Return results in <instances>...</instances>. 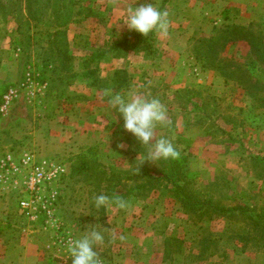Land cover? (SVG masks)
I'll return each mask as SVG.
<instances>
[{"label": "rangeland", "instance_id": "obj_1", "mask_svg": "<svg viewBox=\"0 0 264 264\" xmlns=\"http://www.w3.org/2000/svg\"><path fill=\"white\" fill-rule=\"evenodd\" d=\"M114 1L0 0L13 234L54 264H264V0ZM26 157L63 172L32 191Z\"/></svg>", "mask_w": 264, "mask_h": 264}, {"label": "crops", "instance_id": "obj_2", "mask_svg": "<svg viewBox=\"0 0 264 264\" xmlns=\"http://www.w3.org/2000/svg\"><path fill=\"white\" fill-rule=\"evenodd\" d=\"M182 1L184 0L177 2ZM114 2L117 3V0ZM10 198L9 195L0 192V264H54L49 257L41 256L42 248L22 240V237L20 239L15 237L21 234L20 232L13 234V232L16 233L15 229L19 230L24 217L18 209L12 206ZM23 228L21 230L24 231ZM29 235L31 234L25 236ZM16 251H19L20 254L23 252L24 255L13 256L12 254Z\"/></svg>", "mask_w": 264, "mask_h": 264}, {"label": "built area", "instance_id": "obj_3", "mask_svg": "<svg viewBox=\"0 0 264 264\" xmlns=\"http://www.w3.org/2000/svg\"><path fill=\"white\" fill-rule=\"evenodd\" d=\"M22 86H19L16 89H10L7 94L4 96V101L1 107V110H4L17 96H18V92L20 90ZM6 163H4V165H13L14 162L12 160L11 156H7L6 157ZM31 158L30 157H26L25 159H22V163L25 164V166H32L29 169V174L27 177V184L28 186H30L29 188L32 187V191H34L38 186H40L42 183L50 180L52 177H55L56 174H58L57 172L59 171V173L63 172V169L61 168H54V170H52L51 172H49L50 167H48V165L46 164V162H41V163H31ZM14 170H19L17 167L14 168ZM37 193V191L35 192ZM28 197V198H23L22 200H20V207L23 210L26 211H30L33 209V204L40 200L36 195ZM58 192H51L49 198L44 199L40 205H41V209L46 211L47 213V217L51 218L52 214H51V206H53V203L55 202V200L57 199ZM70 241V240H69ZM68 242V240H67Z\"/></svg>", "mask_w": 264, "mask_h": 264}, {"label": "trees", "instance_id": "obj_4", "mask_svg": "<svg viewBox=\"0 0 264 264\" xmlns=\"http://www.w3.org/2000/svg\"><path fill=\"white\" fill-rule=\"evenodd\" d=\"M128 38H126L124 40V43L126 44L128 42ZM120 46V45H119ZM118 46V44H114L112 49H117L116 51H119L120 50V47ZM264 55V54H262ZM161 175L164 177V179L166 180H170V176L169 174L166 172H161ZM173 185H175L177 191L182 195V198H181V202L186 206V209H192L193 207H196L195 208V211L199 210L197 208V206L199 205L200 203V200H195L192 198V196L188 195L187 192H185L184 190V187L179 185V184H176L174 181L172 182ZM212 208L216 209L217 211H220V212H232V211H235L236 208L234 207H230V208H225L223 206H220V205H215L213 206Z\"/></svg>", "mask_w": 264, "mask_h": 264}]
</instances>
